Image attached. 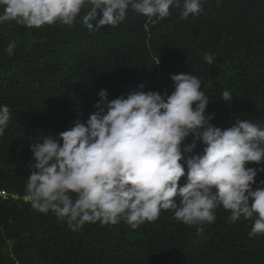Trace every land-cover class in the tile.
I'll return each instance as SVG.
<instances>
[{
	"label": "trees",
	"instance_id": "1",
	"mask_svg": "<svg viewBox=\"0 0 264 264\" xmlns=\"http://www.w3.org/2000/svg\"><path fill=\"white\" fill-rule=\"evenodd\" d=\"M180 4L155 23L129 5L123 22L96 31L84 25L87 5L71 25L0 24V105L11 113L0 136V192H6L0 193V264H264V234L250 237L254 220L230 222L222 205L211 223L187 225L162 210L136 229L122 219L85 222L74 231L66 218L39 212L28 199L30 145L48 136L59 140L77 119L85 121L101 89L109 100L140 83L144 91L171 94V75L188 73L202 81L214 126L226 129L237 118L264 126V0H202L200 14L187 20ZM13 41L10 56L5 49ZM224 91L232 93L230 101L221 98ZM203 147L198 143L194 152ZM186 178L185 166L178 183Z\"/></svg>",
	"mask_w": 264,
	"mask_h": 264
},
{
	"label": "clouds",
	"instance_id": "2",
	"mask_svg": "<svg viewBox=\"0 0 264 264\" xmlns=\"http://www.w3.org/2000/svg\"><path fill=\"white\" fill-rule=\"evenodd\" d=\"M201 4L183 0L181 18L199 15ZM86 5L90 10L83 22L90 31L117 26L129 5L153 23L168 17L170 6H181L180 0H0V24L71 25ZM16 47L13 41L5 50L11 56ZM204 58L213 64L212 54ZM170 78L171 94L144 91L140 83L109 100L101 89L96 111L85 121L77 119L59 140L48 136L31 144L35 163L26 188L32 207L66 218L77 231L85 222L115 225L122 219L136 229L156 221L162 210H173L187 225L211 223L222 205L230 210V222L254 220L250 237L264 234V180H256L264 173V126L239 118L226 129L214 126L201 79L188 73ZM211 86L210 81L204 85ZM231 97L224 91L221 98ZM10 118L9 107L0 105V136ZM198 143L204 147L195 153ZM249 162L260 167H246Z\"/></svg>",
	"mask_w": 264,
	"mask_h": 264
},
{
	"label": "built area",
	"instance_id": "3",
	"mask_svg": "<svg viewBox=\"0 0 264 264\" xmlns=\"http://www.w3.org/2000/svg\"><path fill=\"white\" fill-rule=\"evenodd\" d=\"M0 193H2L4 196L6 195V192H5V191H2V192H0Z\"/></svg>",
	"mask_w": 264,
	"mask_h": 264
}]
</instances>
